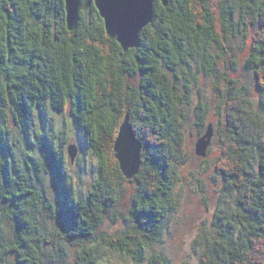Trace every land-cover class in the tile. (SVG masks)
I'll return each instance as SVG.
<instances>
[{"label": "trees", "instance_id": "1", "mask_svg": "<svg viewBox=\"0 0 264 264\" xmlns=\"http://www.w3.org/2000/svg\"><path fill=\"white\" fill-rule=\"evenodd\" d=\"M155 1L137 46L124 50L94 6L89 14L80 10L70 30L64 0H0V264H101L103 250L141 263L177 206L173 162L189 157L186 108L199 75L210 79L215 102L193 105L195 121L202 133L213 126L211 108L217 116L223 181L201 264H264V0ZM239 35L249 38L244 68L255 96L233 76L238 65L229 41ZM51 108L68 110L97 158V178L84 195L66 171V130L35 127L34 114L43 125ZM126 116L141 143L131 178L137 189L126 227L109 234L101 230L104 217L118 203L116 186L128 178L114 151ZM10 122L31 146L23 163ZM45 169L55 180L53 199L36 185ZM39 206L53 228L40 226ZM72 246L69 259L64 247Z\"/></svg>", "mask_w": 264, "mask_h": 264}, {"label": "rangeland", "instance_id": "2", "mask_svg": "<svg viewBox=\"0 0 264 264\" xmlns=\"http://www.w3.org/2000/svg\"><path fill=\"white\" fill-rule=\"evenodd\" d=\"M248 42L249 38H242L241 35L231 38L229 41L238 65V70L233 73V76L245 83L248 87L247 93L249 96H255L256 90L254 89L251 71L248 72L244 68ZM199 79V86L195 85L193 87L192 84L189 86L190 93H188V96L191 101L186 108V112L189 114L186 127V147L189 150V157L185 162H173L177 178L173 193L177 200V206L165 218L159 241L147 250L144 260L139 264H153V257L156 258L157 264L163 262L162 258H164L166 264H201V241L209 235L213 236L215 233L213 214L219 189L223 186L222 177L218 172V167H220L218 165L220 164L217 161L222 148L220 144L221 132L220 130L216 131L217 116H215L211 108L208 120L214 121V123L210 142L206 145L203 155L195 153L198 140L206 134L208 127L205 131L202 130V133L199 132L200 129L195 121L193 105L196 106V103L199 101L204 102L206 99H210L211 104L209 105L215 102L210 87V79L203 75H199ZM131 81L135 82L136 79H131ZM181 81L183 80L181 79ZM8 114L10 118L12 114L9 112ZM45 116L47 117L46 119L44 118L46 126L44 121L43 125H41L42 121L34 114L35 127L39 128L38 124L40 123L41 128L46 129L45 131H48L49 125H52L55 128L54 131L57 132L61 129L66 130L62 140L66 171L71 176L74 191L81 195L88 193L92 188V183L97 178L98 163L94 152L86 143L83 131L75 126L71 115L66 109L56 111L51 108L46 110ZM10 126L11 128L13 127L12 139L16 143V158L23 163V157L30 150V143H27L23 138V132L14 127L13 122H10ZM50 136L53 137L54 142L59 141L53 132L50 133ZM70 144L75 145L77 151L74 161H71L67 154ZM45 171L42 173V180L37 182L36 185L38 189H43L53 199L55 180L50 170L45 169ZM132 177L120 181L116 186L115 195H119L118 203L114 206L111 213L104 217L101 227V230L109 234H114L126 227L123 217L129 215L131 198L137 189L136 182L131 181ZM230 200L227 197L225 201L227 203ZM36 215L41 227L53 228L55 225L40 206ZM10 223L11 220L8 218H5L2 223L7 236H11L12 233L9 227ZM64 248L69 254V259L70 257L73 259L74 247ZM101 255L103 257L101 264H136L130 257L120 256L113 252L103 250Z\"/></svg>", "mask_w": 264, "mask_h": 264}, {"label": "water", "instance_id": "3", "mask_svg": "<svg viewBox=\"0 0 264 264\" xmlns=\"http://www.w3.org/2000/svg\"><path fill=\"white\" fill-rule=\"evenodd\" d=\"M155 0H64L66 12V26L74 29L79 19L80 10L86 14L94 6L100 17L104 20L107 34L115 38L124 50L137 46L140 30L152 21ZM166 6L169 0H160ZM212 127L202 136L196 145V153L203 155L210 142ZM141 143L129 122L128 117L122 121L117 137L114 141L115 156L119 161L123 174L130 178L140 167ZM77 151L73 144L68 146V155L74 161Z\"/></svg>", "mask_w": 264, "mask_h": 264}, {"label": "bare ground", "instance_id": "4", "mask_svg": "<svg viewBox=\"0 0 264 264\" xmlns=\"http://www.w3.org/2000/svg\"><path fill=\"white\" fill-rule=\"evenodd\" d=\"M119 129V128H118Z\"/></svg>", "mask_w": 264, "mask_h": 264}]
</instances>
